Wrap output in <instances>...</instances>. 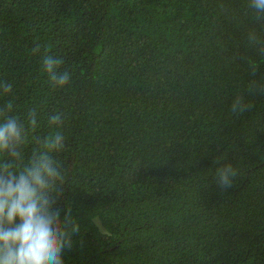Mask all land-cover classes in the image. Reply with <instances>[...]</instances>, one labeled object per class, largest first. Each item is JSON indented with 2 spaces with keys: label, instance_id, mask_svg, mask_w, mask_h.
<instances>
[{
  "label": "trees",
  "instance_id": "obj_1",
  "mask_svg": "<svg viewBox=\"0 0 264 264\" xmlns=\"http://www.w3.org/2000/svg\"><path fill=\"white\" fill-rule=\"evenodd\" d=\"M249 5L0 0V105L36 108L41 135L62 114L59 207L80 225L64 264H264V18Z\"/></svg>",
  "mask_w": 264,
  "mask_h": 264
},
{
  "label": "clouds",
  "instance_id": "obj_2",
  "mask_svg": "<svg viewBox=\"0 0 264 264\" xmlns=\"http://www.w3.org/2000/svg\"><path fill=\"white\" fill-rule=\"evenodd\" d=\"M249 6L258 19L264 18V0H250ZM249 41L256 43L254 32L249 33ZM33 52L40 53L39 45ZM41 62L54 86L69 84L71 74L59 70L61 58L45 51ZM0 90L13 92L7 82L0 84ZM246 107L237 97L232 110L242 112ZM13 111L12 100L0 105V264H64L63 253L72 247L80 225L70 208L59 207L64 175L53 153L65 143V137L54 130L62 124V114L49 116V132L41 135L36 108H29L24 118ZM29 144L33 147L27 154ZM216 175L221 186L229 187L236 170L228 164Z\"/></svg>",
  "mask_w": 264,
  "mask_h": 264
}]
</instances>
